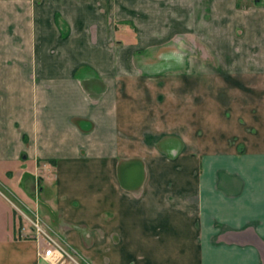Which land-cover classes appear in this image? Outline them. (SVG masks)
Segmentation results:
<instances>
[{
  "label": "crops",
  "instance_id": "0c3cea01",
  "mask_svg": "<svg viewBox=\"0 0 264 264\" xmlns=\"http://www.w3.org/2000/svg\"><path fill=\"white\" fill-rule=\"evenodd\" d=\"M198 1L204 19H236L209 75L186 57L173 79L167 61L146 73L135 53L182 48ZM263 26L264 0H0V183L24 202L42 177L47 226L85 264H264ZM211 82L221 102L197 86ZM0 203V264H52Z\"/></svg>",
  "mask_w": 264,
  "mask_h": 264
},
{
  "label": "rangeland",
  "instance_id": "374dc122",
  "mask_svg": "<svg viewBox=\"0 0 264 264\" xmlns=\"http://www.w3.org/2000/svg\"><path fill=\"white\" fill-rule=\"evenodd\" d=\"M149 2H151V3H149ZM247 2H251V4H252L253 0H241V4L246 5ZM171 5H172V3L170 4L166 1H165L164 5L159 4L157 2H153V1H145L144 3H141V4L134 3V6H136L138 9H144L146 11H149L150 13L152 12L151 15H155L157 13H162V11L165 10V7L167 9V12H169L168 9L170 10L172 8V7H170ZM193 7H194V12L191 13V17L189 18V23L194 26V30L196 31V34L192 37L181 36L180 40L182 42V48H177L175 51L172 50L171 52H169V50H166V52H164L161 50L164 48L157 46V45H152V46L147 47L148 53L142 54L138 57V60H140L142 66H143V69L145 70L146 73H149V75H152V76H154L155 74L157 75L158 74L157 71L160 70V66H158L159 61H163L162 63H165L167 61L166 63L168 64L169 67L166 68L164 70V72H165L166 76L169 75V77L171 78L173 76L172 73L174 71V67L172 66L174 59L176 60L177 64H181V63L183 64V59L186 57L189 62L191 61L192 64H194L196 66V68H192L191 70L189 68L188 71H192V73L194 72L196 75H200L199 77H201V76L205 77L206 75H209V72H208V74H205V71L207 72L211 68L208 69V68L204 67V65H202L201 62L206 60V59L214 61V59L216 57L212 53L213 52L212 50L215 49L214 44L218 48L224 44V42H222V40L227 39V37H229L228 33H231V32L233 33V26L234 25H232V23L234 21H236V19L232 20L229 23H227L226 21L223 22L221 20H220V24H219L218 20L211 22L208 19H204L203 17H200V15L202 13L203 3L198 1L197 4L196 3L193 4ZM222 7L224 8V5H221L220 8H222ZM119 12L121 13L122 10H119ZM196 16H198V17H196ZM154 22H155L154 20L148 21V19H146L145 21H143V26H146L148 28L151 25L152 26L155 25ZM148 23L151 25H148ZM152 23H154V24H152ZM111 27H113L115 29H119V31H121L120 29H131L132 28L131 25L124 23L119 19L118 20L117 19L112 20ZM252 27H253L252 24H250V26H248V28H247L248 33L246 35L244 34V30L243 31H237V33L242 34V35H239V39H241V43L247 45L249 40L253 39ZM263 28H264V26H263ZM239 29H241L240 26H239ZM219 30H221V35L217 38V37H215V33L218 32ZM120 38H124V39H122V42H124L125 39H127L126 37H122V36L119 37V39ZM134 38L135 37L132 36V39H134ZM215 38L219 40L217 43L213 42V39H215ZM138 41H139V39H138ZM120 44L121 43H119V45ZM171 44L177 45L176 43H173V41H171ZM168 47L174 49L175 46L172 47L170 45ZM166 49H168V48H166ZM161 55L163 56V59L159 58V56H161ZM212 56H215V57L213 58ZM219 58H217V59H219ZM161 69L163 70L162 67H161ZM212 69H214V68H212ZM171 79H173V78H171ZM197 86H198V88L202 89L203 92L214 94V96L219 98V101L221 102L222 95H221V90H219L218 86H220V85L218 83L211 82V83L199 84ZM202 91L199 90L198 95H197L198 98H200L199 96L203 93ZM249 93L251 94V97H252V94H253L252 88L249 90ZM214 107H215V105H214ZM251 107H252V105H251ZM213 111H216V107L213 109ZM205 133H206L205 131H203L201 128H199L197 135L201 139H204L206 137ZM19 164H20L19 162H10V161L7 162L6 165H8V167H9V174H8L9 176L13 175V173L10 174L11 172H13L16 169H19V167H20ZM40 165H41V167L43 166L42 163H39L38 167H40ZM182 167L184 168V169L182 168L183 170H189L186 163L182 164ZM5 168H6L5 166L0 167V170L2 171V173L6 170ZM140 170H141L140 165H134V171L139 172ZM174 170H177V168H175ZM4 181L7 183H11V184L14 183V181L11 178L5 179ZM37 183H38L37 184V187H38L37 191H35L33 193V195H30V193L27 192L28 195L23 196L25 198L24 202L19 201L12 194L8 193L6 188L0 183V191L4 192L3 194L0 193V200L4 201V203H6L7 205H12L13 209L15 210L14 218H15L16 225L18 227H20L22 225V227H23L22 230H28V232L30 231L31 233L34 232L35 228L31 224V219H35L34 216H36V218H38L40 225L43 227V229L47 233L52 235L53 237L57 238V240H59L61 242V244L65 246V244L63 243V240L60 237L55 236L53 231L47 226V223L49 224V223L55 222V214L53 211H51L52 209L50 207H48L44 204V202H45L44 194L47 191V185L44 183L43 178L41 177V179H38ZM40 185L43 187L44 190H42V189L40 190V188H39ZM134 187H137L136 181L134 183ZM41 191H42V193H41ZM1 205L2 204L0 203V206ZM0 222H2V210H1V208H0ZM77 256L76 257L74 256L75 260L79 263L85 264V262H83V260L81 258H79V256L78 257ZM72 262L74 264H76L75 261H72Z\"/></svg>",
  "mask_w": 264,
  "mask_h": 264
},
{
  "label": "built area",
  "instance_id": "2783aa9c",
  "mask_svg": "<svg viewBox=\"0 0 264 264\" xmlns=\"http://www.w3.org/2000/svg\"><path fill=\"white\" fill-rule=\"evenodd\" d=\"M34 218L35 219H31V224L33 225L35 230L34 232L27 234L30 237H35L38 240H43L44 243L42 245V249L41 251H39L40 256L52 264H60L67 259L77 262L74 256L56 238L49 235L43 229L38 218Z\"/></svg>",
  "mask_w": 264,
  "mask_h": 264
},
{
  "label": "flooded vegetation",
  "instance_id": "af4514ba",
  "mask_svg": "<svg viewBox=\"0 0 264 264\" xmlns=\"http://www.w3.org/2000/svg\"><path fill=\"white\" fill-rule=\"evenodd\" d=\"M34 217H36V216H34ZM22 228H23L22 225H21L20 227H18V229H17V230H18V233H19L18 236H21V237H30L28 234L31 233V232H30V231L28 232V230L23 231ZM27 233H28V234H27ZM48 234H49V233H48ZM49 235H50V234H49ZM51 236H52V235H51ZM30 238H31V237H30ZM34 238H35V237H34ZM54 238H55V237H54Z\"/></svg>",
  "mask_w": 264,
  "mask_h": 264
},
{
  "label": "trees",
  "instance_id": "16d2710c",
  "mask_svg": "<svg viewBox=\"0 0 264 264\" xmlns=\"http://www.w3.org/2000/svg\"><path fill=\"white\" fill-rule=\"evenodd\" d=\"M148 53V50H139V51H137L136 53H135V60H136V63H137V65H139L140 67H142V64H141V62H140V60H138V57L140 56V55H142V54H147ZM14 213H15V211H14Z\"/></svg>",
  "mask_w": 264,
  "mask_h": 264
}]
</instances>
